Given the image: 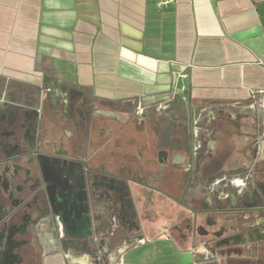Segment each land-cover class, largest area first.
I'll return each instance as SVG.
<instances>
[{
	"label": "crops",
	"instance_id": "1",
	"mask_svg": "<svg viewBox=\"0 0 264 264\" xmlns=\"http://www.w3.org/2000/svg\"><path fill=\"white\" fill-rule=\"evenodd\" d=\"M70 91L96 110L93 131L78 135L79 164L109 172L110 215L92 230V250L55 246L45 225L39 259L23 264H264V0H0V116L52 122ZM173 92L166 111L143 116L159 129L150 148L144 131L126 128L134 102ZM165 130L180 147L160 144ZM141 168L162 170L167 192L147 197ZM171 172L181 173L179 195ZM104 205L94 202L97 215ZM182 219L245 230L244 240L211 248L192 234L180 243L170 228ZM9 240L0 233V264L22 253Z\"/></svg>",
	"mask_w": 264,
	"mask_h": 264
},
{
	"label": "flooded vegetation",
	"instance_id": "2",
	"mask_svg": "<svg viewBox=\"0 0 264 264\" xmlns=\"http://www.w3.org/2000/svg\"><path fill=\"white\" fill-rule=\"evenodd\" d=\"M76 95L73 91L64 95L56 117L52 116L54 121L49 123L45 122L46 116L29 112L7 111L0 116V233L9 235V248L21 249L22 253L12 250L8 255L7 259L16 264H23L26 257L39 259L37 249L42 245L37 232L45 225L52 230L55 246L69 240L75 246L92 250V230L102 228L110 215L108 201L113 187L108 184L109 172L94 169L88 160L79 164L78 135L87 137L93 131L96 110L92 102ZM149 146L154 149L159 141ZM165 154L167 151L160 154L161 160ZM136 173L146 187L147 197L150 192L164 193L166 175L162 170L150 174L141 168ZM205 198L206 193L202 192V204L207 207ZM96 200L105 203L99 215L95 212ZM214 208L212 203L209 210ZM260 212L264 216V206ZM207 223L211 220L188 223L186 228L211 248L244 240L245 230ZM64 230H82L80 236L91 235L71 240Z\"/></svg>",
	"mask_w": 264,
	"mask_h": 264
},
{
	"label": "built area",
	"instance_id": "3",
	"mask_svg": "<svg viewBox=\"0 0 264 264\" xmlns=\"http://www.w3.org/2000/svg\"><path fill=\"white\" fill-rule=\"evenodd\" d=\"M174 93H176V92L167 94L161 98L154 97L152 100H146L145 98H141V99L136 100L134 102L135 114L139 117H143L145 115V113L147 112V110L149 109V107H152V106H156V108L159 111H160V109H162V111H164L167 108L165 106L168 105L170 100L175 95ZM194 136H195V140H194L193 145H192V153H193V157L195 159H197L200 155V151H201L202 146H201V142L197 140L198 131H195ZM215 183H219V181H216ZM136 242H137L136 244H141V243L145 242V239L141 238V239H138ZM133 244H131V245H133ZM206 256L209 257V259L213 260V261H215L217 258L216 255L214 253H212V251H207ZM117 264H124V263L122 261H119Z\"/></svg>",
	"mask_w": 264,
	"mask_h": 264
},
{
	"label": "trees",
	"instance_id": "4",
	"mask_svg": "<svg viewBox=\"0 0 264 264\" xmlns=\"http://www.w3.org/2000/svg\"><path fill=\"white\" fill-rule=\"evenodd\" d=\"M169 143L172 146V148L181 146V143L177 139L171 138L170 134H168L165 130L164 132H162V134L160 136V144L165 146ZM169 177L175 183L176 195H179L181 190H182V186H183V180L181 179L182 178L181 173L180 172H171L169 174ZM164 190L167 192V188H164ZM152 219H151V221L154 222V220H152ZM145 221H146V219H145ZM149 221H150V219H149ZM145 223L147 225L149 222L147 221ZM188 223H190L188 219H182L181 222L177 223V227L173 226L170 228V234L176 240H178L180 243L187 242L189 237L192 236L191 229L186 228Z\"/></svg>",
	"mask_w": 264,
	"mask_h": 264
},
{
	"label": "rangeland",
	"instance_id": "5",
	"mask_svg": "<svg viewBox=\"0 0 264 264\" xmlns=\"http://www.w3.org/2000/svg\"><path fill=\"white\" fill-rule=\"evenodd\" d=\"M165 111H166V109H165ZM158 112L162 113V109H160V111H158ZM101 123H102V121H101ZM97 125H100V124H97ZM112 125H113L114 129H118L120 127L118 124L112 123ZM96 128L98 129V126H96ZM126 128L129 131L135 132V133L137 131H139V132L144 131L145 136H146L145 139L147 140V142H145V145H147V144L152 145V143L154 144L157 141L156 140V133L159 129H158L157 123L156 122L154 123V121L152 119H143V117H139L135 114V112H133L132 115H130L129 123L126 125ZM133 141L135 143V139ZM135 144H133V145H135ZM208 188L210 189V186ZM230 191L231 192L234 191L233 188H230ZM104 262H106V261H104ZM96 264H104V263L102 261L99 262L97 260Z\"/></svg>",
	"mask_w": 264,
	"mask_h": 264
},
{
	"label": "water",
	"instance_id": "6",
	"mask_svg": "<svg viewBox=\"0 0 264 264\" xmlns=\"http://www.w3.org/2000/svg\"><path fill=\"white\" fill-rule=\"evenodd\" d=\"M90 235H91V234H89V235H81L80 238H84V239H86L87 236H90Z\"/></svg>",
	"mask_w": 264,
	"mask_h": 264
}]
</instances>
